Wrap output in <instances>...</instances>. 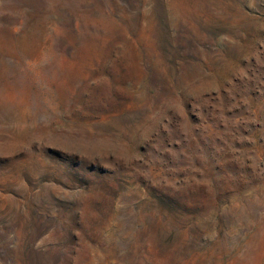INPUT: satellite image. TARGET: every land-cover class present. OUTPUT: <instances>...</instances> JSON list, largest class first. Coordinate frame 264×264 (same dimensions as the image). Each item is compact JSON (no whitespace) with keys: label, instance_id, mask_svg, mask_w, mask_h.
<instances>
[{"label":"rangeland","instance_id":"374dc122","mask_svg":"<svg viewBox=\"0 0 264 264\" xmlns=\"http://www.w3.org/2000/svg\"><path fill=\"white\" fill-rule=\"evenodd\" d=\"M0 264H264V0H0Z\"/></svg>","mask_w":264,"mask_h":264}]
</instances>
